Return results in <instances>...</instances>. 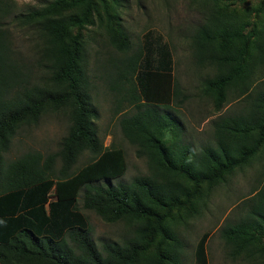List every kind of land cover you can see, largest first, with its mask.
Wrapping results in <instances>:
<instances>
[{
	"label": "trees",
	"instance_id": "1",
	"mask_svg": "<svg viewBox=\"0 0 264 264\" xmlns=\"http://www.w3.org/2000/svg\"><path fill=\"white\" fill-rule=\"evenodd\" d=\"M208 1L193 37L198 62L213 70L203 95L217 111L231 99L242 100L243 112L214 120L212 142H186L172 108L188 96L171 55L160 46L154 67L152 47L140 45L114 64L111 84L117 104L132 110L120 119L122 134L146 159L149 173L115 186L111 181L125 175L127 162L123 149L105 147L98 137L84 36L97 26L113 47L132 50L120 0H52L14 16L18 26L44 39L35 61L40 77L16 49L9 0H0V264H183L186 245L174 228L199 215L235 171L259 155L264 159V17L255 9L248 29V22L222 12L220 2L228 0ZM61 109L71 126L57 153L5 159L20 127ZM85 153L91 161L73 171ZM262 177L241 215L221 232L233 260L264 264V166ZM80 193L84 210L106 223L123 222L132 233L99 248L79 207ZM209 237L205 233L197 245L205 264Z\"/></svg>",
	"mask_w": 264,
	"mask_h": 264
},
{
	"label": "rangeland",
	"instance_id": "2",
	"mask_svg": "<svg viewBox=\"0 0 264 264\" xmlns=\"http://www.w3.org/2000/svg\"><path fill=\"white\" fill-rule=\"evenodd\" d=\"M52 0H9L11 19L8 22L10 34L16 49L23 61L32 67L36 76H42L35 67L37 46L44 39L41 36L18 26L14 16L29 10L41 8ZM121 23L130 35L132 50L128 53L113 47L104 30L88 27L85 31L86 73L91 85L94 105L98 109L99 117L95 121L98 137L105 147L115 146L123 149L127 170L124 176L111 181L112 185L129 183L137 176L149 173L148 163L144 158H138L136 148L123 136L120 119L130 113L128 103L117 104L118 93L113 90L111 77L115 75L114 64L124 60L140 45L148 49L151 46L153 66L159 60L158 48L165 45L173 61L174 75L188 99L179 107L174 106L172 113L184 126V139L196 147L213 141L212 122L219 116L237 115L243 112V101L231 99L224 107L217 111L214 102L205 97L204 81L213 75V70L198 62L193 46V37L208 14L210 2L208 0H120ZM264 0H228L220 2L222 12L237 16L244 22L250 23L255 18V9L261 11L264 17ZM235 14V15H234ZM171 114V109L161 108ZM71 121L67 112L50 110L41 115L35 123L20 127L12 139L9 151L5 154L7 161L31 153L39 152L43 155L55 154L60 150L63 138L69 132ZM92 156L82 155L73 171L89 163ZM264 159L256 157L243 169H238L216 187L205 202L199 215L191 218L184 225L174 228L185 242L186 252L183 264H205L200 261L197 245L205 233L210 237L206 242V264H251L249 262L233 260L230 247L222 237L224 225L234 222L241 215L243 204L253 194L263 179L262 170ZM61 167V161L57 163ZM103 182V181H102ZM103 183L106 184L104 181ZM82 193L79 195V207L86 215L91 227L92 237L99 248L104 242H120L127 238L132 229L123 222L106 223L96 213L82 208Z\"/></svg>",
	"mask_w": 264,
	"mask_h": 264
}]
</instances>
